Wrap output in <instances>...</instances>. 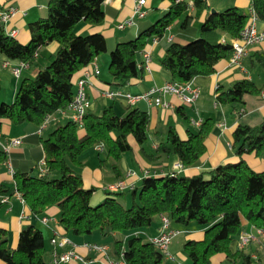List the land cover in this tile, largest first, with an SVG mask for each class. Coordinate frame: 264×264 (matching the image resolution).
Masks as SVG:
<instances>
[{
  "label": "trees",
  "instance_id": "16d2710c",
  "mask_svg": "<svg viewBox=\"0 0 264 264\" xmlns=\"http://www.w3.org/2000/svg\"><path fill=\"white\" fill-rule=\"evenodd\" d=\"M170 1L172 6L167 13L154 23H142L138 35L118 41L111 50L109 70L113 82L124 85L141 78L144 67L139 64L138 52L152 36H164L181 15L184 16L180 33L165 44L162 64L172 80L180 83L209 75L232 52L231 40L241 34L251 18L250 13L238 6L212 12L207 0H194L195 7L208 10L196 36L193 15L187 12L189 1ZM251 2L254 14L264 20V0ZM104 4L105 0H51L47 15L30 23L28 43H22L0 23V54L9 59L30 65L43 45L54 40L60 44L51 62L36 76L21 80L13 102H0V122L7 118L15 125L26 124L27 134L22 142L36 146L31 166L16 163L14 146L9 152L1 149L0 172L2 163L12 158L15 191L34 214L44 215L49 206L57 205L60 222L68 233L87 235L98 231L103 236L130 233L126 240L116 238L113 242L114 252L118 259L123 257L124 264H170L150 238L135 233L151 225L158 216H167L180 230L195 228L192 222L204 228L201 238L185 241L184 249L190 261L183 264H213V257L218 253H225L233 264H255L250 252L241 247L233 250L231 242L244 219L264 227V170L253 169L242 157L248 152L264 153V118L257 125L240 122L234 129L232 146L240 156L238 161L225 162L209 172L193 175L173 170L147 174L132 206H126L120 197L128 187L116 191L107 189V196L92 204L97 187H85L77 168L82 163L83 152L99 146L112 159L118 180L124 179L121 160L124 152L132 149L130 135L150 159L175 154L184 166H191L206 152V138L215 125L211 117L205 118L198 128H190L186 138L181 137L170 121L165 137L151 152L146 151L150 115L139 106H132L124 115H118L112 105L105 106L101 113L87 109L81 123L72 117L57 121L47 135L43 133L54 114L71 109L76 95L74 75L108 49L103 33L75 31L80 20L102 23L107 14ZM256 58L264 66V54L258 53ZM1 86L0 78V91ZM260 91L254 80L243 78L227 89L218 88L215 99L217 103L232 104L242 114L240 107L245 104V96ZM178 111L185 114L182 106ZM80 128L84 133H80ZM41 159L45 160V171ZM11 191L7 184L0 182V207L4 202L1 196ZM0 264H50L46 259L43 230L33 223L23 225L17 245L12 247L7 229L0 225Z\"/></svg>",
  "mask_w": 264,
  "mask_h": 264
},
{
  "label": "crops",
  "instance_id": "0c3cea01",
  "mask_svg": "<svg viewBox=\"0 0 264 264\" xmlns=\"http://www.w3.org/2000/svg\"><path fill=\"white\" fill-rule=\"evenodd\" d=\"M4 4L15 5L21 11L13 16L4 26L9 33L13 29L16 30L14 36L22 43H28L31 40L30 23L47 15L51 0H0ZM139 0H105L104 6L107 9L105 19L100 24H91L85 20H80L75 31L78 34H88L93 32H101L108 41V49L99 54L95 61L98 64V71H95L87 78L85 91L90 106L88 111L101 113L103 108L112 105L118 115H124L132 106H139L147 110L150 115L149 122V146L146 151L151 152L157 148L159 140L164 138L169 122L172 121L182 138L187 137L190 128L196 129L192 123V119L204 120L211 117L215 121L214 129L206 138V152L200 160L191 166H184L180 172L187 175H193L200 172H209L217 165L225 162H236L240 156L236 154L232 146V134L236 126L240 123H249L252 125L259 124L264 118V66L256 61L258 53L264 54V41L253 44L249 47V52L242 60L241 64H233L230 61L232 52L225 58H222L216 65L215 72L209 75L195 76L190 80L192 86L199 90L198 97L190 103L183 102L180 97L174 93H167L163 98L171 103L165 107L161 104H150L145 100L130 105L124 98H111L106 96L105 91L109 89H123L133 93L146 91L154 86H162L167 81L172 80L170 72L163 66L162 58L165 54V44L172 38H177L180 33V23L184 15L179 18L181 21L178 26L171 24L164 36H152L142 51L137 54L138 61L144 63V75L141 78H134L124 85L113 82L110 70V53L116 43L128 36H136L140 32L141 24L154 23L165 13H167L172 3L170 0H146L143 8L146 15L142 18H136L133 22L126 24V21L132 17L133 9ZM194 0H189V8L187 12L193 15L192 23L196 27V36L199 34V27L207 16V8H197L193 4ZM208 7L217 11L224 10L229 6H238L248 13L252 14L251 0H207ZM199 21V27L195 26V22ZM120 23H125L120 27ZM258 28L264 27V20H257ZM222 37L225 34L222 33ZM60 44L58 41H51L43 45L38 55L33 59L29 66L23 68L19 76H16L11 65L19 64L20 60L9 59L5 55L0 54V78L1 91L0 99L6 102L14 100L17 89L21 82V77H34L38 71L46 66L58 51ZM149 53V60H145V52ZM146 61V62H145ZM93 67V65H89ZM85 77L84 70H79L74 75V90L78 91V80ZM250 78L260 86L259 94H247L245 96V104L240 107L243 111L240 114L237 108L230 103H217L215 96L218 88L227 89L237 80ZM183 107L185 114L178 111L179 107ZM75 110L68 109L66 111L54 114L49 121L46 131L55 126L57 121H67L73 117ZM49 131V130H48ZM80 133H84V129L80 128ZM45 133V131L43 132ZM27 134L26 124L15 125L9 119L4 118L0 122V150L8 144V142L17 137H24ZM129 141L132 149L124 152L121 166L123 169V177L128 188L125 193L120 195L125 201V205H129L137 197L144 176L150 173H167L174 169V164L179 161L175 154L163 155L159 159H150L144 152L135 138L130 135ZM36 146L27 142L14 146L12 151L15 152V160L19 166H31L33 163V150ZM20 154H23L22 156ZM242 157L255 170H264V153L256 152L244 153ZM41 161V160H40ZM82 163L77 166L83 177V185L85 187L96 186L91 202L97 204L107 196L106 186L118 180L112 169V159L101 151L99 146L87 149L81 155ZM10 163L12 166V158L6 160L1 165L0 182L7 184L11 188V192L1 196L4 202L0 207V225L7 229L9 244L15 247L18 242L19 232L23 225L33 223L40 227L44 232L46 259L50 264H111L117 261L118 257L114 252L113 242L116 238L126 240L130 233H117L108 236L101 235L98 231L87 235H73L68 233L60 222V209L57 205L49 206L44 215L34 214L28 204L15 191V181L13 174L10 172ZM132 192V195L130 193ZM129 192V193H128ZM43 216H48L47 222L43 221ZM162 218L158 216L154 222L142 229H138L135 233L144 235L147 238L157 235L160 232ZM187 239L201 238L204 233L203 227H195L193 229H183ZM256 233L255 225L244 219L242 228L236 234L231 242L232 249L239 247L251 253L255 264H264V235H256V239L242 245L241 235L244 233ZM121 234V235H119ZM123 235V236H122ZM57 236L67 237L68 242L63 245H55L52 238ZM86 243H98L106 245V249H95L88 247ZM66 250H74L84 256L85 260L80 262H59L55 263L54 256L56 252ZM174 259V258H173ZM187 263L178 262V264ZM213 264H233L225 255L218 253L213 257Z\"/></svg>",
  "mask_w": 264,
  "mask_h": 264
},
{
  "label": "built area",
  "instance_id": "2783aa9c",
  "mask_svg": "<svg viewBox=\"0 0 264 264\" xmlns=\"http://www.w3.org/2000/svg\"><path fill=\"white\" fill-rule=\"evenodd\" d=\"M146 0H139L134 9L133 14L130 19L126 21V24L133 22L136 18H142L146 15V10L143 8L144 3ZM21 9L16 7L15 5H8L4 4L0 1V23L4 25ZM253 11V10H252ZM257 16L252 12L251 18L249 23L245 26V28L241 31V34L238 37H235L231 40L233 49L232 55L230 58L231 63L240 65L242 58L248 54L249 47L253 44L260 43L264 41V27L258 28L257 26ZM125 23H120V27L124 26ZM16 32L15 29L10 31L11 35H14ZM225 40V38H223ZM145 60H149V53L145 52ZM145 61V62H146ZM141 66H145L144 63H140ZM93 67H86L84 69L85 77H82L78 80V91L75 95V100L71 105V108L75 110L73 114V118L80 123L82 122L83 115L87 111L88 107L90 106V101L87 98L86 91H85V84L87 82V78L91 76V74L95 71H98V64L95 60L91 63ZM29 66L28 62L20 61L19 64L11 65L12 72L19 76L21 70L25 67ZM167 93H174L180 97L183 102L190 103L193 102L199 95V90L197 87L191 85L190 81L186 83H180L178 81L170 80L167 81L162 86H154L150 89L140 92V93H133L128 90L123 89H109L105 91L106 96L111 98H124L128 104H135L140 100H145L150 104H161L162 106L168 107L171 103L163 98V96ZM202 120L200 119H192V123L196 126L201 125ZM46 123L44 124V126ZM22 143V137H17L11 139L8 144L4 147L6 151H10L11 147L20 145ZM42 170L45 171V160L41 159ZM184 165L181 161H177L174 164L173 171H180ZM10 172L12 174L15 173L14 167L10 163ZM128 185L124 179L118 180L114 183H111L106 186L108 190H122L127 188ZM19 194V193H18ZM20 195V194H19ZM21 197V195H20ZM2 200H5L3 198ZM49 220L48 216H43V221L47 222ZM256 233L259 235H264V227L255 226ZM182 230L174 227L171 223V220L167 216H162V225L160 232L152 236L150 240L166 255L167 258L171 259L174 256L169 251L170 244L174 236H176ZM256 233H244L241 235V243L242 245L248 243L251 240L256 239ZM52 242L55 245H63L68 242L67 237H61L57 239V236L52 238ZM88 247L95 248V249H106V245L98 244V243H86ZM55 263L59 262H80L84 261L85 258L80 253L74 250H66L63 252H56L54 256ZM125 261L123 257L119 258L117 261H112L111 264H124Z\"/></svg>",
  "mask_w": 264,
  "mask_h": 264
},
{
  "label": "rangeland",
  "instance_id": "374dc122",
  "mask_svg": "<svg viewBox=\"0 0 264 264\" xmlns=\"http://www.w3.org/2000/svg\"><path fill=\"white\" fill-rule=\"evenodd\" d=\"M189 1V0H188ZM181 21L180 18H178V21L175 23V26H178L179 25V22ZM200 25V22L197 21L195 22V26L199 27ZM52 60V59H51ZM51 60L49 62H51ZM24 78V76L21 77V80ZM0 102H3V100L0 99ZM13 102V101H11ZM10 102V103H11ZM52 128V127H51ZM45 135L48 134V130L46 131L45 129ZM146 146H149V141L147 142V145ZM148 148V147H147ZM129 193V192H128ZM131 195H132V192L130 191ZM122 199V198H121ZM123 203L125 204V201L124 199H122ZM133 205V202H131L129 205H126V206H132ZM192 227H200L197 222H192ZM120 233V232H119ZM123 234V233H122ZM121 235V234H119ZM123 236V235H122ZM186 234L184 233V230H182L181 232H179L176 236L173 237L172 239V242L170 244V249L169 251L171 252V254L174 256V259L171 258V259H166V261L170 264H178V262H184V260L186 262H189V258L187 256V253L184 249V243L185 241L187 240L186 238ZM147 239V237H145Z\"/></svg>",
  "mask_w": 264,
  "mask_h": 264
},
{
  "label": "water",
  "instance_id": "95a60500",
  "mask_svg": "<svg viewBox=\"0 0 264 264\" xmlns=\"http://www.w3.org/2000/svg\"><path fill=\"white\" fill-rule=\"evenodd\" d=\"M214 11H216V9L215 8H212V12H214Z\"/></svg>",
  "mask_w": 264,
  "mask_h": 264
}]
</instances>
